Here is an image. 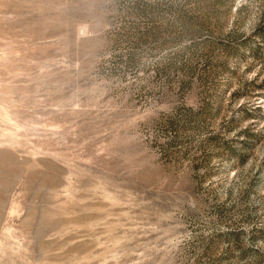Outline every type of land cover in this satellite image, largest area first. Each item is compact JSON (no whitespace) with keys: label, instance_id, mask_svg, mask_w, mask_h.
<instances>
[{"label":"rangeland","instance_id":"obj_1","mask_svg":"<svg viewBox=\"0 0 264 264\" xmlns=\"http://www.w3.org/2000/svg\"><path fill=\"white\" fill-rule=\"evenodd\" d=\"M0 264H264V0H0Z\"/></svg>","mask_w":264,"mask_h":264}]
</instances>
